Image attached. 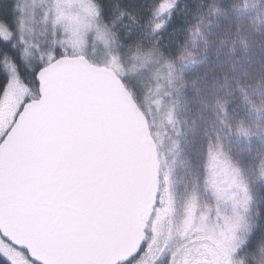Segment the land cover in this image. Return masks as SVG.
Segmentation results:
<instances>
[{"label":"snow or ice","instance_id":"obj_1","mask_svg":"<svg viewBox=\"0 0 264 264\" xmlns=\"http://www.w3.org/2000/svg\"><path fill=\"white\" fill-rule=\"evenodd\" d=\"M261 42L264 0H0V264H264Z\"/></svg>","mask_w":264,"mask_h":264},{"label":"trees","instance_id":"obj_2","mask_svg":"<svg viewBox=\"0 0 264 264\" xmlns=\"http://www.w3.org/2000/svg\"><path fill=\"white\" fill-rule=\"evenodd\" d=\"M261 43H264V42H261ZM260 46H261V44H259L258 43V46H257V48L255 49H253V52H254V54L257 56V57H259V54H260ZM239 54V53H238Z\"/></svg>","mask_w":264,"mask_h":264},{"label":"rangeland","instance_id":"obj_3","mask_svg":"<svg viewBox=\"0 0 264 264\" xmlns=\"http://www.w3.org/2000/svg\"><path fill=\"white\" fill-rule=\"evenodd\" d=\"M257 46H258V44H257L256 46H254V48L256 49V48H257Z\"/></svg>","mask_w":264,"mask_h":264}]
</instances>
